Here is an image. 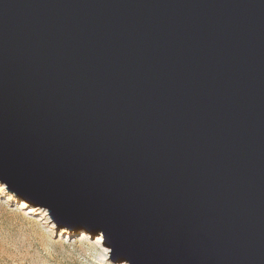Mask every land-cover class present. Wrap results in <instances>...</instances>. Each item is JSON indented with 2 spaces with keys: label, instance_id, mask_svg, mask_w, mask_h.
Returning <instances> with one entry per match:
<instances>
[{
  "label": "water",
  "instance_id": "water-1",
  "mask_svg": "<svg viewBox=\"0 0 264 264\" xmlns=\"http://www.w3.org/2000/svg\"><path fill=\"white\" fill-rule=\"evenodd\" d=\"M0 186L112 264H264V0H0Z\"/></svg>",
  "mask_w": 264,
  "mask_h": 264
},
{
  "label": "rangeland",
  "instance_id": "rangeland-1",
  "mask_svg": "<svg viewBox=\"0 0 264 264\" xmlns=\"http://www.w3.org/2000/svg\"><path fill=\"white\" fill-rule=\"evenodd\" d=\"M107 257L101 235L65 229L56 235L45 211L0 186V264H112Z\"/></svg>",
  "mask_w": 264,
  "mask_h": 264
}]
</instances>
